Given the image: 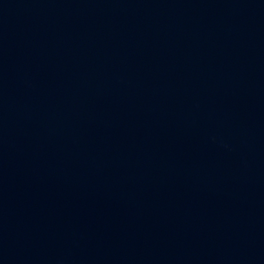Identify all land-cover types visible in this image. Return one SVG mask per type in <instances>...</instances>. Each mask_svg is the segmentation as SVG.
<instances>
[{"label":"water","instance_id":"1","mask_svg":"<svg viewBox=\"0 0 264 264\" xmlns=\"http://www.w3.org/2000/svg\"><path fill=\"white\" fill-rule=\"evenodd\" d=\"M0 264H264V0H0Z\"/></svg>","mask_w":264,"mask_h":264}]
</instances>
